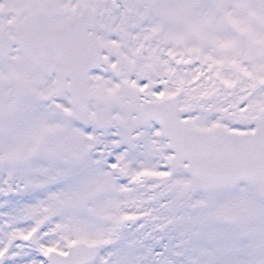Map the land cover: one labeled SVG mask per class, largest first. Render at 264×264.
I'll return each instance as SVG.
<instances>
[{
	"label": "snow or ice",
	"instance_id": "snow-or-ice-1",
	"mask_svg": "<svg viewBox=\"0 0 264 264\" xmlns=\"http://www.w3.org/2000/svg\"><path fill=\"white\" fill-rule=\"evenodd\" d=\"M0 264H264V0H0Z\"/></svg>",
	"mask_w": 264,
	"mask_h": 264
}]
</instances>
